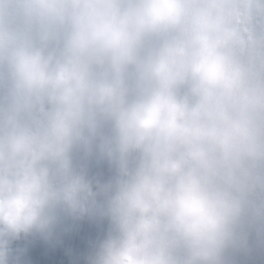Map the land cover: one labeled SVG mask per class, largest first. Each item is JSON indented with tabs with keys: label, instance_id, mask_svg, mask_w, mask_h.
Returning <instances> with one entry per match:
<instances>
[{
	"label": "clouds",
	"instance_id": "obj_1",
	"mask_svg": "<svg viewBox=\"0 0 264 264\" xmlns=\"http://www.w3.org/2000/svg\"><path fill=\"white\" fill-rule=\"evenodd\" d=\"M52 255L264 264V0H0V264Z\"/></svg>",
	"mask_w": 264,
	"mask_h": 264
}]
</instances>
